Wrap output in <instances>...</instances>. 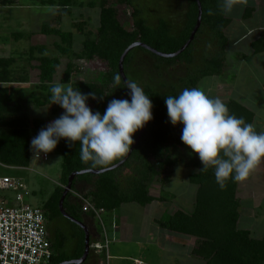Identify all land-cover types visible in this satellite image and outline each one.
<instances>
[{
    "label": "trees",
    "instance_id": "16d2710c",
    "mask_svg": "<svg viewBox=\"0 0 264 264\" xmlns=\"http://www.w3.org/2000/svg\"><path fill=\"white\" fill-rule=\"evenodd\" d=\"M16 1L0 0V3L9 5ZM29 1L42 2L43 5L57 7L59 18L64 15H73L72 8L75 0ZM98 1V4L93 1L90 3L93 7L99 5L98 31L94 36L93 33H89L85 37L80 54L73 50V34L71 32L49 29L48 26H45L43 31L46 33L56 32L62 40L59 43V48L70 59L63 82H71L73 88L76 86V90L83 93L95 92L96 98H89L92 104L90 107L93 111L101 113L105 111L109 101L115 99V95L118 93H122L126 99L130 100L122 75L119 86L114 84L113 76L120 73L119 62L124 52L131 45L141 43L129 50L124 61V69L128 79L134 80L141 86L153 101L154 118L148 122L140 142L123 165L104 173L78 175L73 183L72 190L90 198L96 207L104 208L106 216H108L125 203L136 202L146 206L155 200H167L163 195L157 198L151 194L150 184L155 177L171 179L174 167L181 160L179 154L186 151L187 145L180 139L183 125L173 126L169 122L165 98L170 95L178 96L185 88L197 87L202 79L222 76L226 72L229 38L225 30L232 23V19L222 12L221 0H200L203 7V21L194 41L178 56L166 57L154 53L145 46L165 54H174L179 51L190 39L197 24L199 16L197 0H179L178 9L183 15L180 25L175 24V20L172 21L167 15L152 14L151 10L142 3V0ZM254 4L253 2L244 7L242 18L248 19L252 16L255 10ZM126 6L133 9L132 30L127 28V25L121 20L120 8ZM210 12L211 14H209ZM79 27L83 29V25H79ZM66 43L69 48H66ZM253 47L258 53L264 51V36L253 42ZM40 52L43 53V56L36 58L41 64L38 65L40 77L43 79V83H52L58 73L61 58L44 55L43 48H40ZM74 57L86 61H102L107 68L99 72L101 79L86 83H73V74H80L82 68L71 61ZM14 62V58L0 57V162L9 166L30 168L33 157L32 132L34 125L37 126L36 122L39 120L36 119L38 116L32 117L33 115L29 113V100L20 98L22 90L20 91L14 86L16 83L29 82L27 74L17 78L14 70L9 69ZM149 68L153 71L156 70L160 79L158 85L153 81L141 79V75L137 74L142 69L146 73L153 72L149 71ZM171 70L175 71L167 75ZM177 72L181 73L179 77ZM175 75L178 78L176 83L166 84L168 79L174 78ZM5 83L12 86H4ZM90 103L88 102V104ZM225 103L230 114L243 118L246 123H251L254 127L258 126L254 110L234 99ZM141 130L134 134V143ZM62 152L61 185L56 188L41 208L47 211L49 221L58 218L66 219L80 232L78 240H75L74 236V242H72L75 252L68 254L66 250L69 242H66V238L59 234V227L50 225L51 241L56 250L51 264H61L81 258L85 252V231L81 226L63 216L60 210V200L70 176L86 169L107 168L125 158L114 161L109 166L94 167L91 162L85 164L81 161L79 142L69 146L66 140ZM186 166L196 170L189 175L190 182L197 186L193 210L181 208L170 215L166 214L161 225L173 233L198 238L199 242L193 253L201 258L204 264H264V238L255 239L249 230L240 229L238 226L241 206L237 196L239 182L230 179L226 182V188L221 189L216 183L212 168L200 171L203 165L199 155L192 156L187 160ZM0 175L22 176V171L0 167ZM167 183L170 184V181ZM64 208L70 216L85 223L89 228L92 225L90 219L97 220L91 212L83 211L82 203L74 196L73 192L68 194ZM98 224L101 225L99 221ZM109 224L112 226L113 222L110 221ZM96 240L91 238V244ZM93 252L90 251L89 258ZM105 252L104 250L99 254L104 255Z\"/></svg>",
    "mask_w": 264,
    "mask_h": 264
},
{
    "label": "rangeland",
    "instance_id": "374dc122",
    "mask_svg": "<svg viewBox=\"0 0 264 264\" xmlns=\"http://www.w3.org/2000/svg\"><path fill=\"white\" fill-rule=\"evenodd\" d=\"M92 1L96 2L97 4L99 3L98 0H75V4L72 8L73 15H64L61 18H59L57 7L43 5L42 2L17 0L16 3L9 5H2L0 3V57L15 59L14 64L10 66L9 69L14 70L17 78H21L26 74L29 76V83H16L15 87L19 88L20 91L22 90L21 93L19 91L21 99L29 100V113L33 115L32 117H41L44 120L42 124L45 126L50 121L58 118L64 111L58 105H51L49 97L51 95V86L56 83L68 84L71 82H63L64 73L67 68V64L70 62V59L68 55L63 54V51H61V48H59V43H61L62 40L56 34V32H44V27L48 26L49 29H60L61 31L63 30L71 32L73 34V50L77 54H80L82 52V42L85 37L89 33H93L94 36L97 33L99 27V5L93 7L90 4ZM253 2L255 3L254 6L257 16L251 20L245 21V23L251 24L252 22L257 21L264 24V0H242V3L237 5L234 11L231 14H227V16L233 20L232 22H237L240 15H242L244 12V7H246L248 4L250 5ZM142 3L149 10H151L152 14L167 15L172 21L175 20V24H181L183 15L178 9V5L180 3L179 0H142ZM120 10L122 22L127 25V28L132 30L133 9L130 6H126L120 8ZM241 19L244 20V18ZM79 25H83V29H81ZM247 42L248 40H242L240 42L237 40V42L231 43V47L228 46L229 50L231 48L228 56L230 61L236 60L233 51L240 50L239 48L241 46L247 47ZM40 48L45 50L44 55L48 57L54 58L58 56L61 58V64L58 69V73L55 75L52 83L45 84L43 83V79L40 77L38 65L41 64L36 59L43 56V53L40 52ZM66 48H69L67 43ZM244 49L248 50V48ZM32 58H34V60H32ZM71 61L74 62L78 67H82L80 74L74 73L72 76V82H75V84L81 82L86 83L90 81H99V79H101L99 72L107 68L106 65L100 60L86 61L85 59L74 57ZM149 71L153 70L149 68ZM154 71L146 73L142 69L141 71L139 70L137 74L141 75V79L144 78L148 81H153L156 83V85H158L160 79L156 74V70ZM174 71L171 70V72H169L167 75L173 73ZM260 74L264 76V71L262 70ZM180 75L181 73L178 74V77ZM230 77L231 74H229L227 70V72H225L222 76L207 77L202 79L197 87H200L210 97H219L224 102H228L235 97L233 92H230L228 88V86L231 84ZM245 79L246 76L242 73V77L239 78V81L243 83ZM177 80L178 78L175 75L174 78H169L168 83L166 84H175ZM257 82L262 83V79H258ZM6 85L10 86L11 84L8 85V83H5L4 86ZM23 86L28 87V89H23ZM74 89H76V86ZM254 94L256 95V93ZM115 97V99H126L122 93H118L115 95ZM88 102L90 103V100ZM245 104H247L249 107H253V109H257L259 107L251 99H248ZM89 106H92V104L90 103ZM48 116L50 117L49 120L47 119ZM36 124L41 125V121H37ZM35 130L36 131L33 132V135H37L40 128H35ZM64 145L65 139H62L58 144L60 147L57 146L56 149L48 153L50 156L47 160L32 157L30 168L22 172L23 180H25L27 188H29L31 191V194L27 197V202L32 206L43 207L45 202L49 199L56 188L61 185L63 169L62 149ZM197 155L198 153L192 152L190 147L187 146L186 151L182 154H179L181 160L179 164L174 167V173L170 177V180L160 177L154 178L150 184L151 194L157 198L163 195L167 198V201L161 202L158 200L159 202L154 203L152 206L153 208L148 206L145 207L144 211H140L139 206L141 205L134 203L133 206H135V209L133 213L136 212V209L143 213L139 214L136 212L134 216H126L127 221L125 223L126 227L128 228L127 231L135 227L132 221L136 222L140 226L143 225L145 233L149 229L151 230V226H154L153 223L150 222L151 210H154V215L158 217L161 211L168 209L167 212L169 211L170 213L174 211L175 207H185V205L191 206V203L195 202L197 186L190 182L189 175L194 173L196 170L193 167L186 166V161L192 156ZM256 170L259 172L253 173V176L250 175L249 178H247L245 181L239 182L238 184L237 196L241 204V218L239 227L240 229H249V231H251L252 237L255 239H263L264 176L260 174V171L264 170V162H262L256 168ZM169 181L170 184L167 183ZM172 193L177 196L181 194L182 196L175 198L173 196L174 194ZM184 193H186L187 199ZM0 195L6 196L8 199H14L15 197L14 192H2ZM186 201H188V203H186ZM126 207L127 206H121V208L111 212V214L105 217L106 225L110 227L108 221H111L112 219H115L121 225L124 220L122 219L123 217L121 216V212H124ZM188 209H190V207H188ZM49 222L51 226L60 228V230L58 229L60 232L59 234L66 238V242H69V246L67 247L66 251H68V254H73L75 250L74 244L72 242H74V236L75 240L78 238L80 232L79 229L73 227V224H70L68 220L63 218H58ZM97 226L100 228L99 224ZM111 239L113 240L112 236ZM142 243H147V241ZM111 244L113 245L114 243L111 242ZM152 257H154V255H152ZM166 258H168V256H166ZM168 259H171V257ZM106 261L108 262V260ZM161 264L171 263L165 260V262Z\"/></svg>",
    "mask_w": 264,
    "mask_h": 264
},
{
    "label": "clouds",
    "instance_id": "9594fccd",
    "mask_svg": "<svg viewBox=\"0 0 264 264\" xmlns=\"http://www.w3.org/2000/svg\"><path fill=\"white\" fill-rule=\"evenodd\" d=\"M241 3L242 0H221V10L231 14ZM113 81L116 86L121 85V74L116 73ZM123 83L130 100L112 99L103 113L93 111L88 104L90 97L96 98L95 92L83 93L71 83L51 86V105L64 111L32 138L34 153H50L65 139L69 146L79 142L81 161L91 162L94 167L109 166L125 157L132 151L134 134L154 118V105L134 80L124 78ZM165 103L169 122L183 125L181 141L198 153L203 165L200 171L212 168L221 189L230 179L245 181L264 162V131H257L253 124L230 114L221 98L192 87L178 96L166 97Z\"/></svg>",
    "mask_w": 264,
    "mask_h": 264
},
{
    "label": "crops",
    "instance_id": "0c3cea01",
    "mask_svg": "<svg viewBox=\"0 0 264 264\" xmlns=\"http://www.w3.org/2000/svg\"><path fill=\"white\" fill-rule=\"evenodd\" d=\"M255 16H257L256 9L254 10L252 16L248 19L242 20L241 19L242 17L240 15L239 20L237 22H232L225 30L226 35L229 38V47H231L230 45L232 42H237V40L239 42L242 40H248L247 47L241 46L239 48L240 50L233 51L234 57H236V60L234 61H230L228 58L231 48L230 50L229 48L227 50V70L229 74H231L230 77L231 84L228 86V88L230 92H233V95L235 96L232 99L243 103L248 108L256 112L255 114L257 116L258 126L255 127V129L257 131H264V108H263L264 107V76L260 74L262 70L264 71V51L258 53L255 51L253 47V42H256L259 38L264 36V24L259 23L257 21H254L251 24L245 23V21L251 20ZM244 48H248V50H245ZM242 73L245 74L246 76V79L244 80L243 83L239 81V78L242 77ZM258 79H262V83L257 82ZM22 84H27V83H22ZM24 88L28 89V87L23 86V89ZM235 91L236 92L239 91V92L236 93ZM254 93H256V95ZM248 99H251L259 107L257 109L256 108L253 109V107H249L247 104H245ZM36 119L41 121V125L39 124L37 126L34 125L33 132L36 131L35 128L41 129L42 127H45V125L42 124L44 122L42 118L37 117ZM47 119L49 120L50 117L48 116ZM34 136L35 135H33V137ZM257 172L259 171L255 169L251 175L253 176V173H257ZM260 174L264 176V170L260 171ZM263 181H264V177H263ZM263 189H264V183H263ZM184 195L186 196L187 199L186 193H184ZM173 196L177 198L182 195L180 194L179 196H177L174 194ZM159 201L155 200L146 206H142V205L139 206L140 211H144L145 207L148 206L152 207L154 203H158ZM134 203L136 202L125 203L122 205V207L123 206L124 207L127 206V207L125 208L124 212H121L122 213L121 216L123 217L122 219H124L121 225L115 219H112L111 223L113 222L114 226L110 225V227H108L105 222L106 213L104 214L103 220L107 230V234L110 237L112 236L113 238L112 243L114 244L113 245L110 244L111 246H109V249L105 252L104 255L99 254L96 251L92 250L94 252L91 254V257L87 259V261L83 264H106V263L107 264H161L164 263L165 260L167 262H170L171 264H197V263L204 264V261L193 253L194 249L198 245L199 242L198 238L193 236L173 233L169 229H166L161 225V221L164 220L166 214L170 215L181 208L187 210H193L194 203H191L192 204L191 206L185 205V207H180V206L175 207L174 211L170 213L169 211L167 212L168 209L165 211H161L158 217L154 215L155 211L151 210L150 222H152L154 226H151L152 227L151 230L149 229L146 233L145 230L143 229V225L140 226L134 221H132V223H134L135 227L127 231L128 228L126 227V223H125L127 221L126 216H131V215L134 216L136 212L139 214L143 213V212H139L138 209H136V212L133 213L135 209L134 208L135 206H133ZM186 203H188V201H186ZM188 207H190V209H188ZM239 211L241 212V207ZM240 218H241V213H240ZM90 221L92 223V225L89 228L91 229V233H90L91 238L97 239L96 242H101L104 239L102 225H99L100 226L99 228L97 226L98 225L97 220H92L91 218ZM108 223H110V221H108ZM239 225H240V219L238 226ZM243 230H249V229H243ZM49 233H50V238H52V234L50 231V224H49ZM146 241L147 243H142ZM152 255H154V257H152ZM166 256H168V258L171 257V259L166 258ZM106 260H108V262Z\"/></svg>",
    "mask_w": 264,
    "mask_h": 264
},
{
    "label": "built area",
    "instance_id": "2783aa9c",
    "mask_svg": "<svg viewBox=\"0 0 264 264\" xmlns=\"http://www.w3.org/2000/svg\"><path fill=\"white\" fill-rule=\"evenodd\" d=\"M32 156L47 160L49 154ZM1 168L24 171L28 168L9 166L0 162ZM14 192V199L0 195V264H51L56 250L50 238L48 213L41 207L27 202L31 194L22 176L0 175V194ZM82 203L85 213L91 212L103 227L104 239L91 245L97 253L107 251L111 237L107 234L103 216L104 208H98L84 194L72 190ZM114 226V224H113Z\"/></svg>",
    "mask_w": 264,
    "mask_h": 264
},
{
    "label": "water",
    "instance_id": "95a60500",
    "mask_svg": "<svg viewBox=\"0 0 264 264\" xmlns=\"http://www.w3.org/2000/svg\"><path fill=\"white\" fill-rule=\"evenodd\" d=\"M198 2V7H199V16H198V20H197V24L191 34V37L190 39L187 41V43L179 50L177 51L176 53L174 54H165V53H162V52H159L149 46H145L146 48H148L149 50L153 51L154 53H157L161 56H166V57H176L178 56L179 54H181L183 51H185V49L194 41L195 39V36L198 32V30L200 29L201 25H202V21H203V7H202V3L200 0H197ZM141 43H135L133 45H131L125 52L124 54L122 55L121 59H120V62H119V68H120V73L124 78H128L126 76V73H125V67H124V61H125V58L129 52V50L133 49L134 47L140 45ZM147 125L148 123L142 128L138 138L136 139L135 143L133 144L132 146V151H130L123 160L119 161L117 164H114L110 167H107V168H103V169H86V170H83L81 172H75L73 173L70 178H69V181H68V184L67 186L65 187V190H64V193H63V196L60 200V210L63 214V216H65L66 218H69L70 220H72L73 222H75L76 224H78L79 226H81L84 231H85V234H86V242H85V252L83 254V256L81 258H78V259H75V260H70V261H66V262H63L61 264H83L87 261V259L89 258V255H90V251H91V234H90V229L88 226L85 225V223L75 219L74 217L70 216L65 208H64V202L68 196V194L70 192H72V189H73V183H74V180L75 178L78 176V175H82V174H85V173H94V174H99V173H104V172H107V171H110V170H113V169H116L118 167H120L121 165H123L128 159L129 157L132 155L134 149L136 148V146L138 145V143L140 142L143 134L145 133V130L147 128Z\"/></svg>",
    "mask_w": 264,
    "mask_h": 264
}]
</instances>
